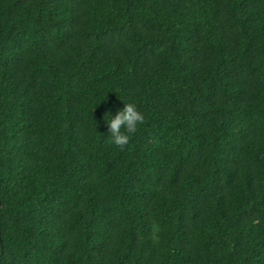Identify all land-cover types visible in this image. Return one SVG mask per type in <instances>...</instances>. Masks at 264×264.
<instances>
[{"label": "trees", "instance_id": "obj_1", "mask_svg": "<svg viewBox=\"0 0 264 264\" xmlns=\"http://www.w3.org/2000/svg\"><path fill=\"white\" fill-rule=\"evenodd\" d=\"M0 264H264V0H0Z\"/></svg>", "mask_w": 264, "mask_h": 264}, {"label": "clouds", "instance_id": "obj_2", "mask_svg": "<svg viewBox=\"0 0 264 264\" xmlns=\"http://www.w3.org/2000/svg\"><path fill=\"white\" fill-rule=\"evenodd\" d=\"M104 116H106V120L103 121L108 129L107 136L104 138L105 142L119 148H123L129 143L138 127L144 122V114L139 110L137 104L131 101L124 102L123 108L116 111L114 115L109 112Z\"/></svg>", "mask_w": 264, "mask_h": 264}]
</instances>
